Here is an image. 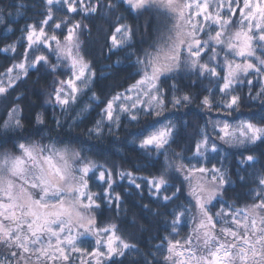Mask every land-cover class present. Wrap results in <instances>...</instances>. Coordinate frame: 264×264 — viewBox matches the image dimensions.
Listing matches in <instances>:
<instances>
[{"label": "snow or ice", "instance_id": "6c2138e0", "mask_svg": "<svg viewBox=\"0 0 264 264\" xmlns=\"http://www.w3.org/2000/svg\"><path fill=\"white\" fill-rule=\"evenodd\" d=\"M11 7L15 12L0 8V26L15 35L12 25L26 5L18 0ZM39 8V19L19 29L20 40L0 46L7 61L0 66V136L23 127L35 75L33 87L50 80L40 92L37 125L50 110L56 128L71 131L95 113L87 138L135 129L128 143L143 165L109 164L107 156L100 163L71 137L63 147L15 142L22 155L11 161L13 172L29 162L39 167V183L29 185L43 189L35 204L56 211L15 230L0 223V264H116L115 257L133 250L139 256L124 223L104 217L105 208L121 207L117 178L127 181L129 194H147L142 208L164 225L144 264H264V166L257 167L264 153L256 152L264 148V0H41ZM144 16L159 23L155 39L138 50L137 36L152 25L146 21L141 33L129 21ZM105 49L108 59L117 56L109 74L126 63L128 76L126 86L114 81L101 96L93 57ZM182 78L195 89H182ZM194 103L207 118L193 128L178 114ZM72 144L78 145L71 152L75 168ZM226 149L236 150L234 173ZM53 177L69 183L61 188L50 183ZM51 191L54 202L46 200ZM12 205L0 200V219L6 211L16 214ZM127 223L144 230L136 216ZM181 232L186 235L177 239Z\"/></svg>", "mask_w": 264, "mask_h": 264}, {"label": "trees", "instance_id": "16d2710c", "mask_svg": "<svg viewBox=\"0 0 264 264\" xmlns=\"http://www.w3.org/2000/svg\"><path fill=\"white\" fill-rule=\"evenodd\" d=\"M18 0H0V8H5L9 12H15V8L11 7L16 4ZM26 8L23 10V14L16 18L15 23L12 27L15 30V35L12 33L4 31L3 27L0 26V46H3L4 43H11L21 38V32L19 29L24 28L25 23L31 22L34 19H39L38 13L40 11L39 4L41 0H23ZM149 21L152 27L149 28V31L143 37L137 36L135 46L138 50L147 48L148 45L155 39V26L159 23L155 16L149 18L148 16L141 17L137 20H130L132 24H138L140 27L141 33H144L145 22ZM161 23H163L161 21ZM145 36H147V41L145 42ZM22 51V49H18ZM107 50H104V53L101 54L97 50L96 54L93 57L94 67L97 70L98 76V92L103 96L105 88L107 85L112 84L114 81L119 82L126 86L127 82V71L124 70L127 67V64L122 65L120 70L113 69L111 74H109L107 65H114L115 60L117 59L116 55H113L111 59L107 58ZM120 58L123 59L124 53L119 54ZM7 61L4 59L3 55H0V66L5 65ZM104 72L105 75L101 77L100 73ZM37 80V76L33 75L28 87V96L25 99V105H30V108L26 110L24 115L23 127L14 132L9 133L7 136H0V140H5L7 143L4 146H0V154L9 153L11 155L18 152V150L13 148L15 142L26 141V143L39 142L41 144H46L47 139H52L54 142L59 140H67L70 137L75 138L79 141H84L88 148H91L96 154L93 156L94 159H97L100 163H104V158L107 156L108 163L113 162L119 164L121 161H124V167L131 168L137 164L143 165V161L140 160L135 146L128 141L131 137L128 135L129 132L135 131V129H126L121 128L119 137H112L105 134L103 140H89L86 136L85 129L86 127L91 126L92 119L95 117V113L80 128L72 129L71 131L65 127L63 130L56 128L55 123L52 118L51 111L49 110L46 114V123L44 125H37L35 123V114L41 110V104L43 103L42 96L40 95L41 90L50 82V80H41L39 85L33 87L34 82ZM179 86L182 89H187L191 86L195 89L194 85H191V82L187 79H181ZM259 105L257 104V108ZM256 109L242 108L241 111L248 113L249 111H255ZM178 115H184L193 128L197 125H202L204 120L207 118L206 115L200 111L197 103L191 105L188 109H182ZM215 115V114H213ZM193 128L189 129V132L193 131ZM51 134L50 136L48 134ZM41 135L46 137L45 141L35 140L38 139ZM58 147H63L62 145L57 144ZM119 147L121 150L116 151V148ZM69 148L78 150V146L70 145ZM228 153V160L231 162V171L234 173L236 169V156L234 153L235 149H226ZM257 155L260 156L261 153H264V148L256 150ZM264 166V156H261L258 160L257 167ZM139 175H146V173H138ZM235 178V177H234ZM117 184L119 187L117 191L122 194L121 207L119 210L112 208H105L104 217L105 218H115L117 222H123L125 225V232L130 234V242L138 246L140 255L138 256L133 250L130 255L126 257H115L114 260L116 264H144L143 256L144 254L149 255V259L152 258L151 252L155 250V245L160 243V236L165 235L164 225L162 222H157L154 220L143 208L142 203H147L150 200V197L145 194L143 197H140L133 190L130 194L126 191L127 181H119L117 178ZM93 191H100V189L94 186V182L90 185ZM119 211V215L116 213ZM133 216H136L144 224V230H139L138 228H133L128 225V221L131 220ZM186 232H181L180 236L177 239H181Z\"/></svg>", "mask_w": 264, "mask_h": 264}, {"label": "rangeland", "instance_id": "374dc122", "mask_svg": "<svg viewBox=\"0 0 264 264\" xmlns=\"http://www.w3.org/2000/svg\"><path fill=\"white\" fill-rule=\"evenodd\" d=\"M69 150V161L73 168H75L78 164V161L73 159L71 156V152L74 149L69 148ZM20 155H22V153L19 151L13 155L9 153L0 154V200H3L4 203L13 202L15 200L16 212H19L21 215L22 212L28 211V204L25 203L26 197L24 194L27 193V195L30 196L32 200H37L42 194L43 189H34L29 186L32 182L39 183V181L36 180V177L40 175V168L34 163L29 162L25 164L24 171L22 173L16 174L13 172L11 161L15 160L16 157ZM25 181H27V183ZM50 183L64 188L69 183V180L66 178L64 181H61L58 177H53L50 178ZM56 199L57 196L54 191L49 192L48 196L46 197V200L49 202H54ZM3 216L6 217V219H0V223H3L4 225L9 223H18V221L11 220L12 216L7 211L3 214ZM28 220L30 221L31 218H28Z\"/></svg>", "mask_w": 264, "mask_h": 264}, {"label": "clouds", "instance_id": "9594fccd", "mask_svg": "<svg viewBox=\"0 0 264 264\" xmlns=\"http://www.w3.org/2000/svg\"><path fill=\"white\" fill-rule=\"evenodd\" d=\"M145 42L147 41V36H145ZM49 136L51 135L50 133L48 134ZM35 140H42L45 141L46 137L44 135H41L38 139H34ZM65 143L68 141L67 140H63ZM21 142H26V141H21ZM54 142L52 139H47V141L45 142L46 144L48 143H52ZM57 144L61 145L59 140L55 141ZM73 146H78L76 144H72ZM26 197L25 203L28 204V211L25 212V214L23 216H21L19 214V212H16V214L14 216L11 217L12 221H18V223H9L7 225H3V227L7 230H15L19 227V225L21 223H24L28 220V218H36L39 220H47V218L54 214L56 211V208H54L51 204L48 205L47 208H42L38 205L35 204V200H32V198L30 196L27 195V193L24 194ZM15 206V200L13 201V205ZM58 207V206H57ZM7 235V231H5V236ZM3 245V241L0 240V252L4 251V247ZM26 264H30V262H26Z\"/></svg>", "mask_w": 264, "mask_h": 264}]
</instances>
